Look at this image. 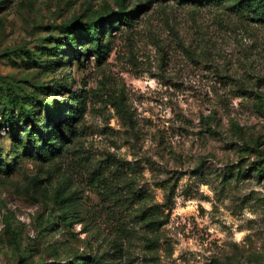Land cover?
Returning a JSON list of instances; mask_svg holds the SVG:
<instances>
[{"label": "rangeland", "instance_id": "rangeland-1", "mask_svg": "<svg viewBox=\"0 0 264 264\" xmlns=\"http://www.w3.org/2000/svg\"><path fill=\"white\" fill-rule=\"evenodd\" d=\"M121 1L0 0V264H264V26L123 0L70 60Z\"/></svg>", "mask_w": 264, "mask_h": 264}, {"label": "trees", "instance_id": "trees-1", "mask_svg": "<svg viewBox=\"0 0 264 264\" xmlns=\"http://www.w3.org/2000/svg\"><path fill=\"white\" fill-rule=\"evenodd\" d=\"M182 5H190L195 8L211 6V7H221L228 5V10L239 16L249 15L252 17L253 21L256 23L262 24L264 26V0H180ZM139 18V11L137 9L127 11L124 5V1H121L120 7L117 11L103 15L101 14L97 19L92 20L86 24H81L79 27L84 35H79L75 38V41L71 42V46L74 45V48L70 52V60L80 59L82 54V48L84 43L87 41L92 45V48L95 50V54L99 59H101V42L105 32L113 30L116 24H122L124 26L130 27L135 21ZM81 47V48H78ZM14 109V106H12ZM72 116H68L65 119L69 120V124L72 123ZM11 119V117H10ZM12 128H15L14 122L11 121ZM35 118L28 113L27 123H34ZM63 128L60 124L56 125L54 134L62 135ZM29 137L34 139V130H30ZM42 138H44L42 136ZM47 147L48 152L52 153L54 151V145L49 143L48 139L43 141L41 146L35 147V152L39 157H45V150L43 147Z\"/></svg>", "mask_w": 264, "mask_h": 264}]
</instances>
